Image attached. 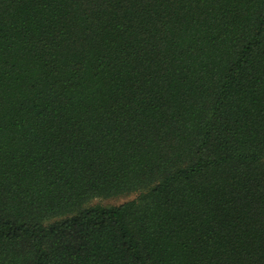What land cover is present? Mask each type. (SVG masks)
<instances>
[{
  "label": "trees",
  "instance_id": "trees-1",
  "mask_svg": "<svg viewBox=\"0 0 264 264\" xmlns=\"http://www.w3.org/2000/svg\"><path fill=\"white\" fill-rule=\"evenodd\" d=\"M0 264H264V0H0Z\"/></svg>",
  "mask_w": 264,
  "mask_h": 264
},
{
  "label": "rangeland",
  "instance_id": "rangeland-1",
  "mask_svg": "<svg viewBox=\"0 0 264 264\" xmlns=\"http://www.w3.org/2000/svg\"><path fill=\"white\" fill-rule=\"evenodd\" d=\"M136 194H129V195H122V196H118V197H114V198H107V199H101V202L104 204H118L121 202H124L126 200H129L133 197H135ZM100 200V199H98Z\"/></svg>",
  "mask_w": 264,
  "mask_h": 264
}]
</instances>
